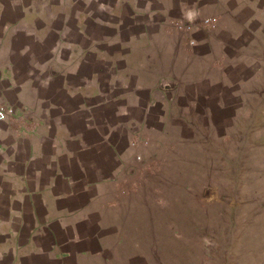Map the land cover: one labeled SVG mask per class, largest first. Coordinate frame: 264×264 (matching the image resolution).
Listing matches in <instances>:
<instances>
[{
    "label": "crops",
    "instance_id": "1",
    "mask_svg": "<svg viewBox=\"0 0 264 264\" xmlns=\"http://www.w3.org/2000/svg\"><path fill=\"white\" fill-rule=\"evenodd\" d=\"M36 3L44 5L42 0H0V104L15 112L0 121V264H131L140 258L131 229L139 224L140 212L132 206L135 191L125 181L144 162L142 150H150L151 136H183L192 110L201 120L198 149L205 152V135L214 143L230 142L238 135L248 157L254 148L260 150L257 167L263 170L264 81L259 76L252 79L251 63L237 55L228 62L221 52L232 48L219 39L224 34L235 39L237 34L206 30L203 40L186 44L181 65L192 64L196 73L186 79L180 76L181 88L172 81L173 72L171 80L155 86L142 85L135 75L134 93L147 90L151 98L141 105L136 95L130 108L113 113L117 121L111 125L106 111L117 97L109 99L101 88L94 96L96 81L78 77L87 51L66 43L63 29L53 30L56 38L46 51L49 20L39 9L33 10ZM239 15L232 10L229 17L242 21ZM248 21H242L244 28ZM241 37L250 41L253 35L246 32ZM43 55L48 57L41 62ZM233 64L245 77L225 95L220 89L230 87L228 68ZM166 65L170 72L177 67L169 61ZM73 77L78 78L76 83ZM173 93L184 101L181 122L175 123L171 112L158 119L160 127L147 124L145 115L152 104L170 107L165 96L174 108ZM223 111H230L224 118L231 121L224 126ZM259 118L260 130L253 131V121ZM119 136L126 138L125 146L118 143ZM209 156L199 159L198 166L214 168L216 161L211 163Z\"/></svg>",
    "mask_w": 264,
    "mask_h": 264
},
{
    "label": "rangeland",
    "instance_id": "2",
    "mask_svg": "<svg viewBox=\"0 0 264 264\" xmlns=\"http://www.w3.org/2000/svg\"><path fill=\"white\" fill-rule=\"evenodd\" d=\"M42 1L44 5L36 3L33 10L39 9L49 20L45 23L46 29L51 31L46 37V51L56 38L53 30L59 29L66 33V43L82 52L86 49L78 77H91L96 81L98 85L91 89L94 96L101 88L109 99L117 97L118 101L106 111L111 125L117 121L113 113L130 108L136 95L141 105L148 101L147 90L134 93L135 75L142 85L155 86L171 80L168 76L173 72L176 78L172 81L181 88L183 77L180 76L189 78L196 69L191 68L192 64L181 65L180 56L186 44L203 40L206 30L237 34L235 39L226 38V34L219 39L228 41L232 48L221 51L226 53L224 60L230 62L236 55L242 57L252 64V79L259 76L258 80L264 81V0ZM232 10L239 12L240 20L251 22L244 28L242 21L229 17ZM242 32L253 35L252 40H244ZM172 51L176 56L170 53ZM47 57L39 56V61ZM67 57L68 52H65L64 58ZM168 61L176 64L174 71L166 69ZM228 69L230 87L220 89L225 95L238 88V80L245 77L239 66L233 64ZM77 81V77L72 78L73 83ZM123 85L129 88H122ZM173 94L174 108L165 96L170 107L152 104L145 115L147 124L160 127L158 119L170 116L171 112L177 118L174 122H181L184 101ZM229 114L230 111L220 113L222 126L225 122L231 123L224 118ZM188 115L190 123L184 128L183 136H151L150 150H142L144 162L134 167L125 181V186L135 191L132 206L140 212L139 224L136 222L131 228L140 258L135 257L130 263L264 264V167L261 166L263 170L259 172L262 157L259 146L254 145L257 149L249 151L248 157L241 136L234 135L230 142L214 143L205 135L204 152L198 149L197 143V124L201 120L197 121L195 110ZM261 124L260 118L254 120L253 131L260 130ZM240 126H244L243 120ZM169 127L166 126L168 131ZM125 139L119 136L120 146H125ZM208 153L211 163L215 159V167H199V159H207ZM125 227V230L130 229ZM128 250L131 247H126V253Z\"/></svg>",
    "mask_w": 264,
    "mask_h": 264
},
{
    "label": "built area",
    "instance_id": "3",
    "mask_svg": "<svg viewBox=\"0 0 264 264\" xmlns=\"http://www.w3.org/2000/svg\"><path fill=\"white\" fill-rule=\"evenodd\" d=\"M14 109L3 106L0 104V121H5L14 115Z\"/></svg>",
    "mask_w": 264,
    "mask_h": 264
}]
</instances>
